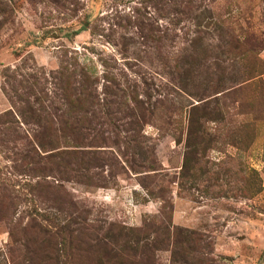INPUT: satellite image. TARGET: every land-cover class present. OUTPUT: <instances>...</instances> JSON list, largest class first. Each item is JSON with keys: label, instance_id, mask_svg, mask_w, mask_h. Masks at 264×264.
<instances>
[{"label": "rangeland", "instance_id": "obj_1", "mask_svg": "<svg viewBox=\"0 0 264 264\" xmlns=\"http://www.w3.org/2000/svg\"><path fill=\"white\" fill-rule=\"evenodd\" d=\"M193 40L217 76L264 71V0H0V264H171L176 248L188 264H264V75L223 99L224 120L205 125L210 149L186 174L199 102L181 86L203 91L177 69ZM71 72L94 84L93 137L50 132L40 150V117L66 111L60 88ZM123 75L139 82L141 100L144 76L158 115L138 137L135 162L148 161L133 171L121 143L90 145L110 129L102 89ZM120 104V116L134 106ZM74 116L84 126L83 113ZM186 236L193 250L180 244ZM135 242L154 248L121 251ZM112 243L120 258L109 255Z\"/></svg>", "mask_w": 264, "mask_h": 264}, {"label": "trees", "instance_id": "obj_2", "mask_svg": "<svg viewBox=\"0 0 264 264\" xmlns=\"http://www.w3.org/2000/svg\"><path fill=\"white\" fill-rule=\"evenodd\" d=\"M55 2L58 3L59 0H55ZM140 37L144 38L143 36ZM150 39L153 40V38ZM195 41L196 40H193L194 46L191 47L193 56L190 57L188 62H186V58H183L185 62L183 67L181 66L180 70L177 69L178 75L180 74L183 76L185 80L190 82V80L193 79L192 82H195L192 84L194 89H197L195 84H198L202 85L201 91H203L201 95L195 94L197 93L195 91L188 93L186 91V87L184 85L181 86L182 90H184L191 98L199 102L197 107H192L189 113L190 130L188 132L187 142L188 152L183 170L186 174H188L189 170H191L190 164H197L199 160L197 158L202 159L206 152L210 149V144L213 142V140L206 132L205 125L209 123H217L219 121L221 122L224 120L222 116V109L224 105L223 99L235 94L238 91L237 88L241 87V84L245 83L246 81H251L252 79L264 75V71H260V66L258 64H254L253 66H248L244 73L239 71L234 76H231L224 68H221V70H219V75L217 76L214 71L216 68L213 69L206 65V55L199 54L197 56L195 54L198 49L197 46H195L197 41ZM225 45L226 46L223 47L224 50H222L221 53L227 59L230 58L232 51L227 50L229 47L228 44ZM233 47L235 50L238 49L236 44L233 45ZM256 66H258V69L260 70L256 69ZM63 71L65 72V70L62 69L59 71V73H62ZM68 76L69 77L66 79L64 87L60 88L62 91V101L66 107V111H64L60 116L55 117L53 115V117L49 119H43L39 115L41 121L44 122V126L42 127L41 124L38 125V123H36L41 135L40 138L37 137V134L36 136H33V142L40 150H44L42 140H44V138H47L48 141L51 139V137L48 136L50 132L56 135V133L60 132L61 130H68L74 137L76 132H79L82 138H86L85 134L81 133V130H85L84 132H87L89 135H91L89 131H94V129L91 127L92 121L87 116V114L91 113V117H93L91 106L94 103L98 104V99L96 98L97 95L93 93V91H95L94 84L89 80L85 73L80 74L81 79L79 81L76 80V74L72 72L68 73ZM123 77H125V75H123ZM201 78H203V83L199 82V79ZM144 79V76H140L141 85H144V89L141 94L143 95V98H145V100H141L138 99V95H140V93L137 92V89L140 86L138 84L139 82L135 81V83L131 85L129 84V81L126 79V77L123 83L115 80L113 76L108 78V84H105L102 90L103 94H105V97L111 103L110 109H115L114 111H111L108 108V112L104 113L108 121L106 125H108V128L110 129L105 130L104 127L106 126H104L102 123V129L105 130L106 133H95V140L91 141V144L89 143L91 147L98 148L104 147L103 142L106 140H108L112 146H118L121 143L126 151H130L129 157L132 164L130 169L132 171L134 170L132 168L142 166L145 161H148L143 157L144 161L141 160L140 162L136 163L135 155H139V150L142 144L139 138L144 125L149 123L153 118H155V116L156 118L158 117V115H156L157 107L156 105L151 104V93L149 92L147 82H145ZM55 87L59 89L58 85H55ZM41 94H44L42 89ZM126 98L131 100L134 106H127L126 112L124 114L122 113L120 116L119 114L121 112L119 113L117 106L121 103V100ZM159 102L160 101H158V103ZM77 111H80L85 116L84 126L80 125V127H77L76 118L74 116ZM164 116L168 117L166 115ZM120 121H122V126L124 127L122 129L118 128L116 124ZM97 124L95 123V126ZM85 127L90 128L89 131ZM120 132H124L125 134V137L122 141L119 138ZM191 153H193L192 158ZM50 154L51 153H49V155ZM92 154L94 155V153ZM197 155H199V157H197ZM169 231L170 228L167 229V235H169ZM188 234L190 235L192 233ZM188 238L190 239V236H186L185 239L180 242V244L186 245L188 250H193V248H189V242L186 240ZM124 243L129 242L125 241ZM148 246L154 248V246L150 244H146L142 247V245L140 246L135 242L134 245L130 247L123 245L121 251L138 253L139 257H145L148 251H150ZM196 248L199 252L202 251V247H200V245H196ZM186 252L187 251L183 248H178V250L177 248L174 250L172 249L171 264H188ZM109 255H112L113 259L120 258V255L113 249V243L111 253Z\"/></svg>", "mask_w": 264, "mask_h": 264}]
</instances>
